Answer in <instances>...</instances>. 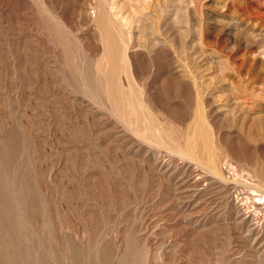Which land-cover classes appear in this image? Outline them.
I'll return each mask as SVG.
<instances>
[{"label": "rangeland", "instance_id": "obj_1", "mask_svg": "<svg viewBox=\"0 0 264 264\" xmlns=\"http://www.w3.org/2000/svg\"><path fill=\"white\" fill-rule=\"evenodd\" d=\"M262 195L264 0H0V264H264Z\"/></svg>", "mask_w": 264, "mask_h": 264}, {"label": "bare ground", "instance_id": "obj_2", "mask_svg": "<svg viewBox=\"0 0 264 264\" xmlns=\"http://www.w3.org/2000/svg\"><path fill=\"white\" fill-rule=\"evenodd\" d=\"M114 5H115V4H114ZM114 15H115V14H114ZM125 27H126V26H125ZM112 50H113V49H112ZM119 52H120V50H119ZM107 53H108V52H107ZM115 54H116V53H115ZM119 56H120V55H119ZM121 56H122V54H121ZM113 57H114V54H113ZM115 57H116V56H115ZM108 58H110V57L108 56ZM116 59H117V58H116ZM118 59H119V57H118ZM121 59H122V58H121ZM119 60H120V59H119ZM115 61H116V60H115ZM110 62H111V60H110ZM122 62H123V61H122ZM123 63H124V62H123ZM125 63H126V62H125ZM114 65H115V64H114ZM124 65H125V64H124ZM116 66H118V65H116ZM121 66H123V65H121ZM121 66H120V67H121ZM117 68H118V67H117ZM115 70H116V68H115ZM118 70H119V69H118ZM115 73H116V72H115ZM118 73H119V72H118ZM118 75H119V74H118ZM119 81H120V79H119ZM115 82H116V81H115ZM116 85H117V84H116ZM119 85L121 86L122 84H119ZM120 86H119V87H120ZM123 88H125V87H123ZM128 89H129V88H128ZM131 89H132V88H131ZM109 90H110V89H109ZM118 90H119V88H118ZM125 90H127V89H125ZM122 91H123V89H121V91H120V92L123 94ZM117 92H119V91H117ZM120 92H119V94H120ZM125 92H126V91H125ZM131 93H132V92H131ZM125 94H126V93H125ZM113 96H114V94H113ZM116 96H117V95H116ZM122 96H123V95H122ZM126 96H127V95H126ZM119 97H120V96H119ZM119 97H117V98L119 99ZM114 98L116 99V97H114ZM127 98H128V97H127ZM127 98H126V99H127ZM131 98H132V96H131ZM110 99H111V98H110ZM118 99H117L116 101H118ZM121 99H122V98H121ZM124 99H125V98H124ZM129 100H130V99H129ZM129 100H128V101H129ZM131 100H132V99H131ZM116 101H115V103H117ZM121 101H122V100H121ZM132 101H133V100H132ZM118 102H119V101H118ZM125 104H126V103H125ZM134 104H135V103H134ZM122 105H123V104H122ZM126 105L128 106V104H126ZM137 105H138V102H137ZM137 105H136V106H137ZM111 107H112V105H111ZM116 107H117V105H116ZM116 107H115V108H116ZM132 107H133V106H132ZM137 107H139V105H138ZM112 108H114V107H112ZM115 108H114V109H115ZM123 108H125V107H123ZM123 108H122V109H123ZM135 108H136V107H135ZM135 108H133V109H135ZM127 109H128V108H127ZM127 109H126V113H125V114H127ZM137 109H138V108H137ZM116 110H118V108H117ZM123 110H124V109H123ZM129 110H130V108H129ZM112 111H113V110H112ZM118 111H119V110H118ZM134 111H137V110L135 109ZM134 111H133V112H134ZM114 112H115V111H114ZM133 112H131V116H132V113H133ZM115 113H116V112H115ZM117 113H118V112H117ZM117 113H116V114H117ZM123 113H124V111H123ZM129 113H130V111H129ZM135 113H136V112H135ZM137 114H138V113H137ZM117 116H118V115H117ZM128 116H130V115H128ZM131 116H130V117H131ZM118 117H119V116H118ZM135 117H136V116H135ZM135 117H134V118H135ZM121 118H122L121 121H123V117H122V116H121ZM124 118H125V117H124ZM132 118H133V117H132ZM128 119H130V118H128ZM126 120H127V119H126ZM130 120H131V119H130ZM138 120H140V119H138ZM131 121H132V120H131ZM136 122H137V120H136ZM122 123H123V122H122ZM128 123H129V122H128ZM141 123H142V122H141ZM124 124H125V122H124ZM131 124H133V122L130 123V125H131ZM135 124H136V123H135ZM135 124H133V125H135ZM130 125H129V126H130ZM138 125H139V124H138ZM136 126H137V125H136ZM149 126H151V125L149 124ZM131 127H134V128H135V126H131ZM155 127L158 128V127H160V126H155ZM202 128H203V127H202ZM127 129H131V130H132V128H130V127L127 128ZM204 129H205V128H203V130H204ZM138 130H139V129H138ZM140 130H142V128H141ZM144 130H145V129H144ZM129 131H130V130H129ZM153 131H155V130H153ZM157 131H159V130L157 129ZM160 131H161V129H160ZM135 132H136V131H134V133H135ZM140 132H141V131H140ZM193 132H195V131H193ZM203 132H204V131H203ZM188 133H189V132H188ZM159 134H160V133H159ZM192 134L194 135V133H192ZM160 135H161V134H160ZM160 135L158 136L159 138H161ZM189 135L191 136V134H188L187 136H189ZM196 135H198V133H197ZM203 135H204V134H203ZM206 136H207V134H206ZM156 137H157V136H156ZM158 137H157V138H158ZM203 137H204V136H203ZM143 138H144V137H143ZM190 138H191V137H190ZM192 138H193V136H192ZM200 138H201V137H200ZM200 138H199V139H200ZM204 138L206 139V137H204ZM161 139H163V138H161ZM161 139H160V140H161ZM193 139H194V138H193ZM197 139H198V138H197ZM202 139H203V138H202ZM205 139H204V141H205ZM144 140H145V139H144ZM165 140H166V139H165ZM161 141H162V140H161ZM163 141H164V140H163ZM185 141H186V140H185ZM204 141H203V142H204ZM147 142H148V141H147ZM159 142H160V141H158V143H159ZM164 142H165V141H164ZM187 142H188V141H187ZM187 142H186V143H187ZM189 142H190V141H189ZM205 142H206V141H205ZM160 143H161V142H160ZM183 143H184V142H183ZM190 143H191V142H190ZM206 143H207V142H206ZM177 144H178V143H177ZM187 144H188V143H187ZM192 144H193V142H192ZM161 145H162V144H161ZM179 145H180V144H179ZM193 145H195V144H193ZM210 145H211V144H210ZM176 146H177V145H176ZM185 146H186V145H185ZM204 146H205V145H204ZM158 147H159V146H158ZM166 147H167V146H166ZM183 147H184V146H183ZM190 147H191V146H190ZM212 147H213V146H212ZM209 148H210V147H209ZM180 149H182V147H181ZM195 150L197 151V149H195ZM200 150H201V149H200ZM210 150H211V149H210ZM178 151H179V150H178ZM183 151H184V150H183ZM213 151H214V150H213ZM187 152H188V149H187ZM209 152H212V151H209ZM209 152H207V153H209ZM179 153H180V152H179ZM213 153H215V152H213ZM151 154H152V153H151ZM153 154H155V153H153ZM185 154H186V153H185ZM209 154H210V153H209ZM209 154H208V155H209ZM211 154H212V153H211ZM147 155H148V154H147ZM193 155H194V154H193ZM149 156H150V155H149ZM149 156H148V157H149ZM199 156H200V155H199ZM210 156H211V155H209V157H210ZM190 157H191V156H190ZM209 157H208V158H209ZM153 158H154V157H153ZM192 158H193V157H192ZM200 158H201V157H200ZM212 158H213V157H212ZM151 159H152V157H151ZM155 159H156V158H155ZM208 161L210 162L209 159H208ZM212 161H214V160H212ZM215 161H216V160H215ZM205 162H206V161H205ZM152 163H153V162H152ZM183 163H184V162H183ZM203 163H204V162H203ZM215 163H216V162H215ZM213 164H214V163H213ZM217 164H218V163H217ZM165 165H166V164H165ZM197 165H198V164H197ZM207 165L210 166L211 164H207ZM214 165H216V164H214ZM155 166H156V165H155ZM168 166H169V165H168ZM199 166H200V165H199ZM202 166H203V165H202ZM158 167H159V166H158ZM163 167H164V166H163ZM189 167H190V166H189ZM218 167H219V166H218ZM159 168H161V167H159ZM211 168H212V167H211ZM165 169H166V168H165ZM216 169H217V166H215V171H216ZM220 169H221V168H220ZM159 170H160V169H159ZM159 170H158V171H159ZM198 170H199V169H198ZM202 170H203V169H202ZM233 171H234V170H233ZM217 172H218V171H217ZM197 173H198V172H197ZM202 173H203V171H202ZM205 173H206V172H205ZM205 173H204V174H205ZM168 174H169V173H168ZM198 174H199V173H198ZM166 175H167V173H166ZM210 175H211V174H210ZM207 176H208V174H207ZM211 176H212V175H211ZM216 177H217V176H216ZM177 178H178V177H177ZM201 178H202V177H201ZM217 178H218V177H217ZM197 179H198V178H197ZM197 181H198V180H197ZM221 182L224 183V181H222V180H221ZM230 183H231V182H230ZM230 183H229V184H230ZM256 184H257V183H256ZM259 184H260V183H259ZM261 185H262V184H260V186H261ZM254 186H255V185H254ZM257 186H258V185H257ZM229 191H230V190H229ZM253 191H254V190H253ZM258 191H259V190H258ZM261 191H262V190H261ZM259 192H260V191H259ZM251 194H252V193H251ZM258 195H259V194H258ZM260 195H261V194H260ZM262 196H263V195H262ZM255 197H256V196H255ZM263 198H264V196H263ZM236 200H237V199H236ZM239 200H240V199H239ZM256 200H257V199H256ZM230 201H231V200H230ZM232 201H233V200H232ZM242 201H243V200H242ZM257 201H258V200H257ZM260 201H261V200H260ZM242 203H243V202H242ZM252 203H253V202H252ZM257 203H258V202H257ZM259 203H260V202H259ZM253 205H254V204H253ZM257 205H258V204H257ZM242 206H243V204H242ZM242 206H241L240 203L238 204V202L235 204V210L233 211V213L235 214V216H233V217L235 218V221L238 220L239 222L244 221V222H248V223H249L251 215H249V214H250L249 212H248V213H249V214H248L247 212L243 211L245 208L243 209ZM245 207H246V205H245ZM247 207H248V206H247ZM263 207H264V205H263ZM253 208H254V206H253ZM246 209H248V208H246ZM246 211H247V210H246ZM251 211H252V210H251ZM252 212H253V211H252ZM252 212H251V213H252ZM231 213H232V212H231ZM254 213H255V212H253V214H254ZM255 214H256V213H255ZM256 216H257V214H256ZM233 217H232V218H233ZM251 218H253V217H251ZM254 218H255V217H254ZM258 219H259V218H258ZM251 220H252V219H251ZM235 223H238V222H235ZM242 223H243V222H242ZM253 223H254V221H253ZM255 224H256V222H255ZM251 225H252V224H251ZM243 226H244V225H243ZM255 226L257 227V224H256ZM259 226H260V225H259ZM245 227H246V226H245ZM260 227H261V226H260ZM254 228H255V227H254ZM249 230H250V229H249ZM252 230H253V229H252ZM257 230H258V229H257ZM257 230H256V231H257ZM259 230H260V229H259ZM247 232H248V230H247ZM256 233H258V232H256ZM256 233H255V234H256ZM258 234H259V233H258ZM251 235H252V234H251ZM255 239H256V238H255ZM253 243H254V242H253ZM262 263H263V262H262Z\"/></svg>", "mask_w": 264, "mask_h": 264}]
</instances>
